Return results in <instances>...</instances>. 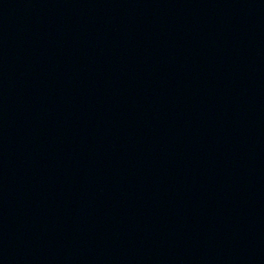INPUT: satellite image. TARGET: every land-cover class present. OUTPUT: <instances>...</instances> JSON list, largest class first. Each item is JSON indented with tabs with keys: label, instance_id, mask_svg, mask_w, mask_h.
I'll return each instance as SVG.
<instances>
[{
	"label": "water",
	"instance_id": "water-1",
	"mask_svg": "<svg viewBox=\"0 0 264 264\" xmlns=\"http://www.w3.org/2000/svg\"><path fill=\"white\" fill-rule=\"evenodd\" d=\"M0 264H264V0H0Z\"/></svg>",
	"mask_w": 264,
	"mask_h": 264
}]
</instances>
